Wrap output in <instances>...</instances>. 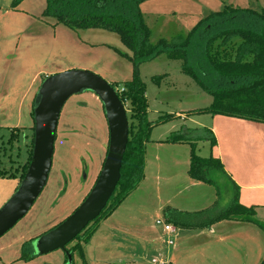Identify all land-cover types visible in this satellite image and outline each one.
I'll list each match as a JSON object with an SVG mask.
<instances>
[{
  "label": "crops",
  "instance_id": "0c3cea01",
  "mask_svg": "<svg viewBox=\"0 0 264 264\" xmlns=\"http://www.w3.org/2000/svg\"><path fill=\"white\" fill-rule=\"evenodd\" d=\"M37 21L40 22V19ZM49 26L54 27L50 24ZM56 27L62 28L61 25ZM64 30L62 29V33L75 35L73 31H69L70 29ZM96 36L92 33L91 37L87 38L94 45H105V40ZM84 42L74 39L75 44L88 45ZM13 44V41H7L6 47L0 49V127L18 128L19 133L22 132L27 139L33 131L34 121L31 113L39 84L46 77L65 71L69 67H79L78 69H91V67L85 63L67 65L64 59L56 57L57 66L52 71L42 70L32 74V79L19 104L11 107V98L17 91V83L3 82V76L7 77V74L2 66L19 58V53ZM68 47L66 43L61 49L55 45V50L57 52ZM125 61L126 65L114 64L124 71L123 80H116L118 82L127 81L132 77V65L126 59ZM166 75L169 77L171 74L166 73ZM184 83L187 84L186 81ZM172 84L177 86L175 91H178L179 82L175 81ZM30 91L33 93L28 96ZM170 92L174 93V90ZM10 110L12 114L13 110H16L12 117ZM148 110L150 111L149 107ZM174 115L178 120L190 119L189 115L185 116L182 111ZM210 115V119L206 122L193 119V123L197 126L191 128H206L211 131L216 144L210 146V155L221 160L229 176L238 185L240 202L255 208V221L224 219L203 228L177 227L173 237L174 242L169 245L162 226L156 223L157 219L163 218L165 208L174 207L187 212L201 211L214 204L217 194L212 185L194 181L190 177L188 171L192 154L191 143L168 141L167 133L173 131V127L153 136L156 128L154 126L146 143L144 179L111 214L100 221L95 232L84 244L88 264H151V257L156 255L171 264H261L264 258V232L257 222H264V123L222 114ZM10 119L12 122L9 121ZM183 126L190 128L185 123ZM73 132L77 130L73 129ZM21 143L24 151L21 152L20 149L19 155L24 163L29 146L24 139ZM54 157L53 162H55ZM61 174L63 175L62 193L73 184L83 189L79 191L81 194L87 185L90 188L95 182V169L92 164L88 165L86 162L79 164L75 172L77 181H74V176L68 175L66 170H62ZM9 178L16 177L0 176V205L6 198L3 195L9 191L8 187L14 185L10 183ZM17 179L19 184L20 180ZM13 187L16 189L17 184ZM32 207L23 221L18 224V227L28 229V233L14 235V240L0 243V264H65V253L60 249L51 253L49 263L45 262L46 259L41 257L42 255L30 261L20 259L21 243L26 239L37 237L42 229L45 230L48 226L47 220L43 221L41 220L43 217H40L43 208L39 207L31 211Z\"/></svg>",
  "mask_w": 264,
  "mask_h": 264
},
{
  "label": "rangeland",
  "instance_id": "374dc122",
  "mask_svg": "<svg viewBox=\"0 0 264 264\" xmlns=\"http://www.w3.org/2000/svg\"><path fill=\"white\" fill-rule=\"evenodd\" d=\"M47 4L48 0H22L17 5H13V0H0V49L3 50L6 47L7 41H13L15 49L19 53L17 60L7 62L2 66L7 74V77L3 76V82L17 83V91L12 94L11 107H16L15 105L19 104L32 79V74L42 70L52 71L57 66L56 57L64 59L67 65L89 64L91 69L88 70L101 75L109 83L113 84L118 82L116 80H123V69L114 66V64L126 65L127 62L125 61L126 58L119 54L117 48L125 52L129 51L122 44L119 36L102 28L73 31L67 26L57 23L54 18L44 15ZM226 7L262 10L264 0H141L140 2L144 21L150 29L151 44H155L160 39L171 41L179 36H185L202 18ZM36 19H40V22ZM49 24L54 27H50ZM58 25H61L62 28L56 27ZM62 29H65L64 31L70 29L69 31L75 33L73 36L76 38L71 34L62 33ZM92 33H95L96 37L101 40H105V45H94L87 38L91 37ZM74 39L80 42L83 40L88 45L75 44ZM65 43L69 45L71 50L68 47L56 52L55 45L61 49ZM63 54L64 56H58ZM74 60L76 61L74 62ZM127 61L130 63L129 60ZM140 70L141 79L146 88L148 107L150 108V111L148 110L149 120H157L162 115L174 114L178 111L184 112V115H189L190 118L183 121L174 117L164 121L156 125L153 136H157L160 131L169 130L171 127L174 129L169 131L167 135L174 133V131H185L184 123L190 128L196 127L193 119L200 122H206L210 119V114L197 113L193 110L208 107L212 102V96L203 91L191 77L182 72L180 60L168 59L165 55H161L152 61L143 63ZM166 73H170L172 76L168 77ZM155 76H157L156 79ZM175 81L180 84L178 91H175L177 86L172 84ZM185 81L187 84L184 83ZM40 85L41 83L39 87ZM170 90H174V93H171ZM32 93L33 91L28 92V96H31ZM81 103H86V105H80ZM15 112L16 110H13L12 114V110H10V117ZM9 121L12 122L11 119ZM12 128L0 127V168L15 175L16 178H9L11 179L10 183H13V186L17 184L18 187L17 178H19L22 165L28 156L26 154L23 163L19 155L20 149L21 152L24 151L21 142L24 139L29 146L33 131L29 134L30 136H27V140L22 132L19 133V130H12ZM73 129H76L77 132H73ZM192 129L194 130H187L186 135L195 140L196 154L209 156L210 142L199 139V136L205 135L206 132L200 128ZM11 135L14 137L13 141L8 142ZM108 141V125L102 102L97 95L92 92H85L70 97L62 109L58 124L54 152L56 153L54 155L55 162H53L48 182L31 210L43 208L40 217H43L41 219L43 221L47 220L48 226L45 230L42 229L40 234L58 225L74 212L92 187L89 188L87 185L85 191H81L80 194L79 191L83 189L71 184L66 192L62 193L63 181L61 177L63 175L61 171L66 170V173L74 176L73 180L77 181L75 172H77L79 164L82 165L86 162L88 165L92 164L95 169L94 180H96L106 156H104V152L108 147ZM220 182L222 183L219 201L221 207H225L230 202L232 191H230L227 181ZM13 186H9V191L3 195L6 198L0 207L15 192L16 189ZM58 196L60 197L58 198ZM24 217L0 237V243L14 240V235L28 233V229L18 227ZM25 241L27 239L20 246ZM71 244L72 242L67 246H71ZM53 252L41 257H45V262L49 263ZM75 263H77L76 259Z\"/></svg>",
  "mask_w": 264,
  "mask_h": 264
},
{
  "label": "trees",
  "instance_id": "16d2710c",
  "mask_svg": "<svg viewBox=\"0 0 264 264\" xmlns=\"http://www.w3.org/2000/svg\"><path fill=\"white\" fill-rule=\"evenodd\" d=\"M21 1L13 0V5ZM140 2L141 0H48L44 11L45 16L54 18L57 23L73 31L102 28L116 33L129 52L117 50L130 61L133 69L131 79L111 83L126 106L129 120V136L120 180L99 216L71 241V246H67L69 243L66 245V250L72 255V264H88L84 244L100 221L111 214L144 179L146 143L153 127L175 117L174 114L167 113L157 120H149L146 88L140 74L143 63L161 55L180 60L182 72L212 96L208 107L195 109L194 112L222 114L264 123V8L256 10L226 7L202 18L185 36L171 41L160 39L151 44L150 29L144 21ZM33 110L34 103L31 113L34 121ZM15 129L20 130L12 128ZM184 130L174 131L167 136V140L191 143L189 175L194 181L212 185L216 190L217 200L209 208L197 212L166 207L163 219L176 227L195 228L207 227L224 219L254 222L255 208L240 202L239 187L229 176L221 160L213 155L196 154L195 140L186 135L187 130L194 129L186 127ZM203 130L206 134L200 135L199 139L208 140L213 147L216 144L215 137L209 129ZM13 138L11 135L8 142L13 141ZM32 148L33 133L27 160L20 172V181L30 162ZM6 175L15 177L13 173L0 168V176ZM224 180L228 182L232 195L229 204L221 207L220 181ZM257 224L264 232V222ZM40 235L22 244L20 259L30 261L38 256L34 242ZM67 261L68 255L65 253V263ZM261 264H264V258Z\"/></svg>",
  "mask_w": 264,
  "mask_h": 264
},
{
  "label": "water",
  "instance_id": "95a60500",
  "mask_svg": "<svg viewBox=\"0 0 264 264\" xmlns=\"http://www.w3.org/2000/svg\"><path fill=\"white\" fill-rule=\"evenodd\" d=\"M90 91L103 105L109 141L101 170L83 202L66 219L41 234L34 242L37 255L62 250L99 216L120 180L129 136L127 109L115 88L101 75L88 69H68L46 77L34 100V129L31 159L15 192L0 207V237L13 228L31 209L47 184L53 164L57 128L62 109L75 94Z\"/></svg>",
  "mask_w": 264,
  "mask_h": 264
},
{
  "label": "built area",
  "instance_id": "2783aa9c",
  "mask_svg": "<svg viewBox=\"0 0 264 264\" xmlns=\"http://www.w3.org/2000/svg\"><path fill=\"white\" fill-rule=\"evenodd\" d=\"M156 223L160 226H162L166 236H167V243L169 245H172L174 242V233L177 229L176 226L173 224L166 222L163 218L157 219ZM151 264H171L169 261L163 260L159 255L153 256L150 259Z\"/></svg>",
  "mask_w": 264,
  "mask_h": 264
}]
</instances>
